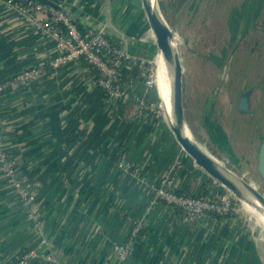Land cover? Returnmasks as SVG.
<instances>
[{
	"label": "crops",
	"instance_id": "0c3cea01",
	"mask_svg": "<svg viewBox=\"0 0 264 264\" xmlns=\"http://www.w3.org/2000/svg\"><path fill=\"white\" fill-rule=\"evenodd\" d=\"M52 1L140 59L158 57L140 0ZM58 56L42 31L0 0V85L8 83L0 90V135L34 196L24 202L0 170V264H20L31 251L25 264H117L115 247L128 243L123 264H264V224L247 210L191 218L154 201L156 185L177 159L183 166L172 175L179 192L214 198L228 191L183 150L162 115L135 114L134 98L159 102L160 91L139 81L113 101L87 62L53 67ZM139 68L123 66L122 80ZM32 69L40 71L18 78ZM260 137L229 139L240 157L250 154L236 168L210 153L264 184Z\"/></svg>",
	"mask_w": 264,
	"mask_h": 264
},
{
	"label": "rangeland",
	"instance_id": "374dc122",
	"mask_svg": "<svg viewBox=\"0 0 264 264\" xmlns=\"http://www.w3.org/2000/svg\"><path fill=\"white\" fill-rule=\"evenodd\" d=\"M156 8L172 29L181 58L193 138L224 164H244L250 154L240 157L228 141L242 144L257 134L264 139V0H156ZM251 88L252 111L239 113V98ZM158 97L162 117L169 121ZM251 182L264 193V184ZM238 201L259 219L244 200Z\"/></svg>",
	"mask_w": 264,
	"mask_h": 264
},
{
	"label": "built area",
	"instance_id": "2783aa9c",
	"mask_svg": "<svg viewBox=\"0 0 264 264\" xmlns=\"http://www.w3.org/2000/svg\"><path fill=\"white\" fill-rule=\"evenodd\" d=\"M2 1L14 14L23 17L26 23L42 31L46 38L54 43L59 56L51 61L53 67H58L72 60L82 59L97 68L99 76L95 79V84L105 97L119 102L124 99L129 91L136 88L139 81H142L148 89L158 88V63L151 59H140L135 54L122 49L111 40L103 28L82 25L80 21L36 0ZM136 65L140 66L138 75H131L124 82L121 76L122 67H136ZM39 71L32 69L19 75L18 78L26 80ZM7 84L0 85V90ZM133 101L135 102L136 115L146 111H152L158 115L163 114L159 102L148 101L140 96L134 98ZM2 138L0 135V170L8 178V183L18 191L20 198L31 204L34 202V196L30 192L29 186L18 179L15 162L4 150ZM128 166L130 165L127 163ZM182 166V160L177 159L173 168L156 185L154 201H161L181 209L191 218H199L210 214H239L241 209L238 203L239 198L229 190L214 198L179 192L174 185L172 172L175 167ZM139 231V226L134 228L133 236H136ZM129 249V243L115 247L119 260L117 264H123L128 260ZM35 254L36 251L26 254L20 264H25Z\"/></svg>",
	"mask_w": 264,
	"mask_h": 264
},
{
	"label": "water",
	"instance_id": "95a60500",
	"mask_svg": "<svg viewBox=\"0 0 264 264\" xmlns=\"http://www.w3.org/2000/svg\"><path fill=\"white\" fill-rule=\"evenodd\" d=\"M42 4L50 6L67 16L78 20L72 13L65 8L55 4L52 0H36ZM152 0H142L144 15L147 20L149 30L157 46L158 58L163 57L168 69L171 72V98L175 116V123L169 122L170 127L182 146L183 150L190 155L195 163L204 169L212 178L220 182L232 194L240 200L250 204H256L251 197L258 200L264 207V193H262L251 182L231 171L223 165L216 157L208 152L198 141H196L186 119V108L184 103V76L181 58L173 44V31L166 25ZM106 31V30H105ZM107 32V31H106ZM254 89H249L240 96L238 109L240 112H247L250 108V96ZM186 130L191 135L186 133ZM258 169L264 178V139L262 140L259 151ZM258 206V205H254Z\"/></svg>",
	"mask_w": 264,
	"mask_h": 264
},
{
	"label": "bare ground",
	"instance_id": "6f19581e",
	"mask_svg": "<svg viewBox=\"0 0 264 264\" xmlns=\"http://www.w3.org/2000/svg\"><path fill=\"white\" fill-rule=\"evenodd\" d=\"M154 3V7L156 6V0H152ZM174 47H176L175 42L173 41L172 44ZM171 81L172 76L171 72L168 69V66L166 64V61L163 57L159 58L158 60V87L161 94V99L163 102V106L167 115V118L169 119V122L175 123V116L174 111L172 107V98H171ZM186 133L188 135H191L188 130H186ZM252 201H254L256 204H250L246 202L249 207L253 210V212L258 216L259 220L264 224V207L263 205L256 200L254 197L252 198ZM258 205V206H254ZM252 212V211H251Z\"/></svg>",
	"mask_w": 264,
	"mask_h": 264
},
{
	"label": "trees",
	"instance_id": "16d2710c",
	"mask_svg": "<svg viewBox=\"0 0 264 264\" xmlns=\"http://www.w3.org/2000/svg\"><path fill=\"white\" fill-rule=\"evenodd\" d=\"M85 62H87L86 60H84ZM88 63V62H87ZM88 65L92 68L93 70V74H94V78L97 79L99 76V71L97 68H95L92 64L88 63ZM212 136H215L214 134H212Z\"/></svg>",
	"mask_w": 264,
	"mask_h": 264
}]
</instances>
